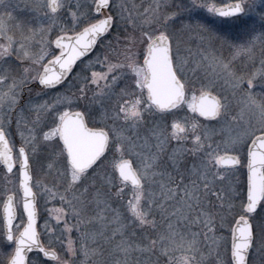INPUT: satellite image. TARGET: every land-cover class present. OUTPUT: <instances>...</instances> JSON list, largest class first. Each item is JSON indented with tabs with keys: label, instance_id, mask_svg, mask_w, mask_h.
I'll return each instance as SVG.
<instances>
[{
	"label": "snow or ice",
	"instance_id": "obj_1",
	"mask_svg": "<svg viewBox=\"0 0 264 264\" xmlns=\"http://www.w3.org/2000/svg\"><path fill=\"white\" fill-rule=\"evenodd\" d=\"M17 163L0 264H264V0H0Z\"/></svg>",
	"mask_w": 264,
	"mask_h": 264
},
{
	"label": "rangeland",
	"instance_id": "obj_2",
	"mask_svg": "<svg viewBox=\"0 0 264 264\" xmlns=\"http://www.w3.org/2000/svg\"><path fill=\"white\" fill-rule=\"evenodd\" d=\"M231 0H226V2H229ZM19 16L21 17H26L28 15L27 12H19ZM79 65V63H78ZM76 70L78 71L79 68L77 67ZM96 70H100L99 66H97ZM13 131H15V125L13 124ZM21 144L19 136H15L14 138V145H15V150L18 145ZM16 156H18L17 150L14 153ZM12 180L11 183H6L5 182V173H0V203L2 202V199L4 198L5 194L7 193H15L16 194V209H17V215H19L21 212V197L19 192L17 191L18 189V169L15 168L13 170L12 174H8ZM41 173L39 172L38 169L34 170V179L40 178ZM233 179H239L240 182L243 183L244 189H245V177H244V170L243 168L240 170V172L236 173V176L233 177ZM49 181H51V178H49ZM39 207H38V221L37 224L39 226H42L44 224L45 218H47V212L45 210V200L43 198L39 199ZM59 201H49L47 203L48 208H53V207H59ZM14 223H19V221H15ZM52 223H55V221H52ZM42 230V229H38ZM229 240H230V234H229Z\"/></svg>",
	"mask_w": 264,
	"mask_h": 264
},
{
	"label": "water",
	"instance_id": "obj_3",
	"mask_svg": "<svg viewBox=\"0 0 264 264\" xmlns=\"http://www.w3.org/2000/svg\"><path fill=\"white\" fill-rule=\"evenodd\" d=\"M220 6V5H218ZM19 149V147H18ZM2 167H4L2 164H0ZM17 168H18V184H19V164L17 163L16 164ZM15 168V167H14ZM246 183H247V169L245 168V194H246ZM7 194H13V193H7ZM20 194V197H21V212H23V201H22V193H19ZM6 195V194H5ZM4 199H5V196L2 200V203H1V206H0V215H1V219H2V210H3V205H4ZM16 207V206H15ZM25 220H26V217H25ZM37 221H38V218H37ZM15 222V221H14Z\"/></svg>",
	"mask_w": 264,
	"mask_h": 264
},
{
	"label": "flooded vegetation",
	"instance_id": "obj_4",
	"mask_svg": "<svg viewBox=\"0 0 264 264\" xmlns=\"http://www.w3.org/2000/svg\"><path fill=\"white\" fill-rule=\"evenodd\" d=\"M229 2H231V1H229ZM79 62H77V64H78ZM20 145H18L17 147H16V150H17V153H18V147H19ZM245 152H246V150H245ZM245 163H246V160H245ZM15 168H17V166H15ZM14 168V169H15ZM243 170H244V177H245V168H243ZM4 172V170H3V167L0 165V173H3ZM5 173V172H4ZM3 200V199H2ZM2 203V202H1ZM1 203H0V206H1ZM0 219H1V215H0Z\"/></svg>",
	"mask_w": 264,
	"mask_h": 264
}]
</instances>
